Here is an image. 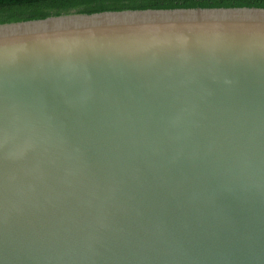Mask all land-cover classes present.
Listing matches in <instances>:
<instances>
[{"label": "water", "instance_id": "obj_1", "mask_svg": "<svg viewBox=\"0 0 264 264\" xmlns=\"http://www.w3.org/2000/svg\"><path fill=\"white\" fill-rule=\"evenodd\" d=\"M0 264H264V8L0 23Z\"/></svg>", "mask_w": 264, "mask_h": 264}, {"label": "trees", "instance_id": "obj_2", "mask_svg": "<svg viewBox=\"0 0 264 264\" xmlns=\"http://www.w3.org/2000/svg\"><path fill=\"white\" fill-rule=\"evenodd\" d=\"M263 7L264 0H0V23L68 13L173 8Z\"/></svg>", "mask_w": 264, "mask_h": 264}]
</instances>
